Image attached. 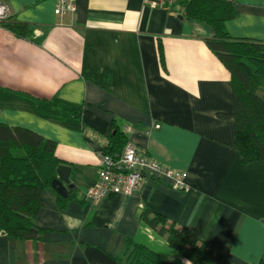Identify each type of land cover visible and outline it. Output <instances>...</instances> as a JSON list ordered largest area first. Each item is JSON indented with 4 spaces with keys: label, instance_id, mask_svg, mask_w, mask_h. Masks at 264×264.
<instances>
[{
    "label": "crops",
    "instance_id": "0c3cea01",
    "mask_svg": "<svg viewBox=\"0 0 264 264\" xmlns=\"http://www.w3.org/2000/svg\"><path fill=\"white\" fill-rule=\"evenodd\" d=\"M6 0L0 28V122L55 141L71 167L65 202L42 193L39 239L0 233V264H127V241L172 264H194L138 217L141 205L194 232L233 264L264 257V163L234 147L230 73L208 48L209 25L144 0ZM237 38L264 41V0H232ZM158 125V126H156ZM127 127H130L127 130ZM183 174L185 189L148 175L129 194L84 198L110 133Z\"/></svg>",
    "mask_w": 264,
    "mask_h": 264
},
{
    "label": "trees",
    "instance_id": "16d2710c",
    "mask_svg": "<svg viewBox=\"0 0 264 264\" xmlns=\"http://www.w3.org/2000/svg\"><path fill=\"white\" fill-rule=\"evenodd\" d=\"M190 20L206 23L213 35L205 39L208 48L230 73L234 124V147L243 162L264 163V41L237 38L225 29V22L236 15L232 0H177ZM15 36L30 33L27 23L3 22ZM127 136L115 130L107 137L102 151L120 153ZM55 141L22 126L0 122V233L10 239H39L42 229L34 223L42 193L51 188L61 159ZM57 193V192H56ZM58 194V193H57ZM60 202L65 199L58 194ZM138 217L167 243L194 264H233L213 250L191 230L167 223L163 215L141 205ZM127 264H172L145 245L127 241ZM257 264H264L261 257Z\"/></svg>",
    "mask_w": 264,
    "mask_h": 264
},
{
    "label": "built area",
    "instance_id": "2783aa9c",
    "mask_svg": "<svg viewBox=\"0 0 264 264\" xmlns=\"http://www.w3.org/2000/svg\"><path fill=\"white\" fill-rule=\"evenodd\" d=\"M151 6H158L166 10H180L177 0H144ZM74 8L71 0H56L55 14H64ZM10 16L6 0H0V28ZM158 126V125H156ZM130 127H127L129 130ZM158 177L167 176L171 179L173 189H185L183 174L171 169L162 162L149 156L143 149L127 141L116 155L99 152V165L95 183L84 192V198L96 202L104 196L116 193L129 194L133 192L143 178L148 175Z\"/></svg>",
    "mask_w": 264,
    "mask_h": 264
},
{
    "label": "water",
    "instance_id": "95a60500",
    "mask_svg": "<svg viewBox=\"0 0 264 264\" xmlns=\"http://www.w3.org/2000/svg\"><path fill=\"white\" fill-rule=\"evenodd\" d=\"M70 173L71 167L69 165L59 164L57 166V177L51 183L52 189L63 197H66L68 190L74 187L70 180Z\"/></svg>",
    "mask_w": 264,
    "mask_h": 264
},
{
    "label": "clouds",
    "instance_id": "9594fccd",
    "mask_svg": "<svg viewBox=\"0 0 264 264\" xmlns=\"http://www.w3.org/2000/svg\"><path fill=\"white\" fill-rule=\"evenodd\" d=\"M186 264H190V262H186Z\"/></svg>",
    "mask_w": 264,
    "mask_h": 264
}]
</instances>
